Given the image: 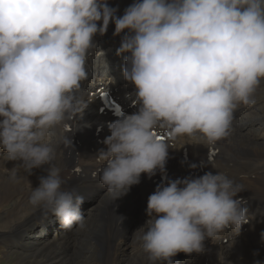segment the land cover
<instances>
[{
  "label": "clouds",
  "instance_id": "obj_1",
  "mask_svg": "<svg viewBox=\"0 0 264 264\" xmlns=\"http://www.w3.org/2000/svg\"><path fill=\"white\" fill-rule=\"evenodd\" d=\"M117 11L107 0H0L2 157L21 161L29 176L48 165L30 203L64 230L86 228L85 198L61 190L56 149L45 137L79 111L94 37L106 35L110 23L113 36L124 33L117 55L128 53L123 75L135 87L133 106L139 105L108 125L106 149L95 156L103 164L100 183L114 199L143 174L165 170L170 144L158 137L159 128L173 141L187 136L215 144L231 135L241 106L256 104L264 81V0H133L123 15ZM18 171L9 170L14 182ZM244 190L219 171L158 185L148 198L149 219L135 231L142 232L150 264L204 253L206 239L229 229L238 235L251 221L246 201L235 198Z\"/></svg>",
  "mask_w": 264,
  "mask_h": 264
},
{
  "label": "bare ground",
  "instance_id": "obj_2",
  "mask_svg": "<svg viewBox=\"0 0 264 264\" xmlns=\"http://www.w3.org/2000/svg\"><path fill=\"white\" fill-rule=\"evenodd\" d=\"M132 2L133 0H125L120 3L119 8L122 13L116 12V15H123L124 10ZM109 6L112 7L110 4ZM114 30L115 25L110 23L108 32H112L113 34ZM263 118L264 110L260 107L257 100L254 106L245 107L242 118L237 120V128L233 125L231 135L226 139H222L223 148L220 158L218 159L220 163H224L226 162V155L236 160L233 153L235 151L237 152L239 159L234 164V168L237 173L241 175L240 181L245 186L244 193L241 196L246 201L245 193L249 191L259 197L254 203L256 209L253 210V215L261 216L262 221H264V165L258 166V162L264 161V137L259 136L260 131L262 132V136H264ZM45 140L46 142L50 141L52 143L51 133L45 137ZM4 154V150L0 148L1 254L4 256L8 253L15 254L17 248H20L22 251L21 254L25 251L27 252V255H19L21 259H31L32 264H150L140 239L142 232H135L138 228L144 226L149 219L147 215L149 196L137 197L127 192L120 196V199L128 200L132 205H134V203L142 204L138 210H136L133 208L130 209L129 202L124 201L123 206L128 208V210L122 216L124 218L122 223H117L116 221L112 222L111 213L103 206L104 199L106 198H101V195L97 192L95 187L88 181L86 166L82 162L70 164L65 168V171L75 180L73 187L77 190L91 193L93 195V201H95V204L92 205V208L88 211L86 216V228L80 230L74 225L73 229L69 230L66 235H57L59 240L51 236L49 238H43L42 236L38 238L35 229L41 225L51 228L53 226V221L50 216L45 219L42 210L29 208L30 206L26 204L29 199H27L26 202V198L23 196L24 199L18 196V194L28 192L26 190V184L28 185L27 189L31 188L32 191V188L39 186V181L36 180L34 174L29 176L23 168L20 167L19 164L21 161L5 162L2 157ZM198 158H205V154H200ZM16 166L19 168L17 173L18 182H14L10 179L9 172L10 169ZM61 166L65 167L64 164ZM76 166H79L82 171H71ZM144 175L145 174L142 175L141 182L138 185L142 187L143 190H147L146 186L143 184V181L146 182ZM42 176L46 175L43 174ZM136 188V185L130 187L133 191ZM103 195L106 194L104 193ZM8 202L12 205L11 210H5V206ZM246 204L247 201L243 206ZM108 208H112L111 203L110 205L108 204ZM19 215H25V218H19ZM30 219L34 222L33 224H30V222L29 224L27 223V220ZM102 224H104V226H102ZM43 230L44 228L40 232H44ZM96 233L99 234L97 239L94 237ZM224 237L227 238L228 236ZM236 240V236H231L229 245L234 244ZM10 241H12V244ZM254 242L260 247L248 249L244 255L239 251L236 257L240 258V262H233V264H254L256 260L261 261V264L264 262V257L253 255L256 251H258V253L261 251L262 254L264 253V240L258 238ZM207 246L210 248L209 243ZM226 247L227 246H224L221 241H217L212 246L211 251L212 253H217ZM10 248H13L15 251L9 250ZM242 249L244 250L246 248L240 246V250ZM97 253L100 257H103L102 263L96 261ZM21 259H19V262L22 261ZM184 261H178V255L173 258V264L194 263H189L188 259H184ZM201 263L208 264L206 260H203Z\"/></svg>",
  "mask_w": 264,
  "mask_h": 264
},
{
  "label": "rangeland",
  "instance_id": "obj_3",
  "mask_svg": "<svg viewBox=\"0 0 264 264\" xmlns=\"http://www.w3.org/2000/svg\"><path fill=\"white\" fill-rule=\"evenodd\" d=\"M261 85H264V81H262V84ZM27 184H26V190L28 191L27 193H20V194H18V196H20V197H22V198H24L25 200H26V202H27V199H29L28 200V203H26V204H28L30 207L29 208H34L33 207V205L30 203V195H31V188H29V189H27ZM24 196V197H23ZM12 209V205L8 202L7 204H6V206H5V210H11ZM35 209V208H34ZM19 218H25V215H19ZM32 219V218H31ZM31 219L30 220H27V223L29 224V222H30V224L32 223H34V222H32L31 221ZM133 219V218H132ZM92 223H93V221H92ZM102 226H104V224H102ZM134 227V226H133ZM132 227V228H133ZM38 232H36V234H37ZM39 234V233H38ZM52 237V236H51ZM94 237L97 239V237H99V234L98 233H96L95 235H94ZM38 238H41V237H38ZM46 238H49V237H46ZM63 239V238H62ZM62 239H60V240H62ZM10 243L12 244V241H10ZM9 250H12V251H15V250H13V248H10ZM21 250L20 249H17L16 250V253L15 252H13V253H15V254H11V253H8V254H5V256L3 255V254H1L0 255V264H17V262H18V264H27V263H30V264H32V260L31 259H27V258H24V259H21V255H27V252L25 251V252H23L22 254H21ZM18 253V254H17ZM12 255V256H11ZM20 255V256H19ZM2 256V257H1ZM14 257V258H13ZM3 258V259H2ZM5 258V259H4ZM7 258H8V260H7ZM13 258V259H12ZM19 259H21L22 261L21 262H19ZM26 259V260H25ZM99 259V260H98ZM5 260V261H4ZM29 262H28V261ZM96 261L97 262H100V263H102L103 262V257H100L99 256V254L97 253L96 254Z\"/></svg>",
  "mask_w": 264,
  "mask_h": 264
},
{
  "label": "snow or ice",
  "instance_id": "obj_4",
  "mask_svg": "<svg viewBox=\"0 0 264 264\" xmlns=\"http://www.w3.org/2000/svg\"><path fill=\"white\" fill-rule=\"evenodd\" d=\"M160 138V137H159Z\"/></svg>",
  "mask_w": 264,
  "mask_h": 264
}]
</instances>
